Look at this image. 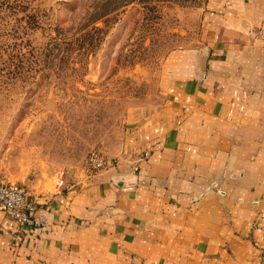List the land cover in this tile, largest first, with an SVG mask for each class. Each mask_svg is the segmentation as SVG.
<instances>
[{
	"label": "crops",
	"instance_id": "0c3cea01",
	"mask_svg": "<svg viewBox=\"0 0 264 264\" xmlns=\"http://www.w3.org/2000/svg\"><path fill=\"white\" fill-rule=\"evenodd\" d=\"M204 14L208 61L168 55L117 165L44 192L22 228L0 205V264H264V0Z\"/></svg>",
	"mask_w": 264,
	"mask_h": 264
},
{
	"label": "rangeland",
	"instance_id": "374dc122",
	"mask_svg": "<svg viewBox=\"0 0 264 264\" xmlns=\"http://www.w3.org/2000/svg\"><path fill=\"white\" fill-rule=\"evenodd\" d=\"M206 3L0 0V183L37 198L90 180L89 153L116 156L162 105L168 55L208 61Z\"/></svg>",
	"mask_w": 264,
	"mask_h": 264
},
{
	"label": "built area",
	"instance_id": "2783aa9c",
	"mask_svg": "<svg viewBox=\"0 0 264 264\" xmlns=\"http://www.w3.org/2000/svg\"><path fill=\"white\" fill-rule=\"evenodd\" d=\"M148 155L149 151L146 150L144 156L147 157ZM118 162L117 157L107 158L99 150H92L87 158V165L91 174L115 166ZM0 205L3 206L5 214L22 228L30 223L38 208V201L21 184L3 181L0 183Z\"/></svg>",
	"mask_w": 264,
	"mask_h": 264
}]
</instances>
